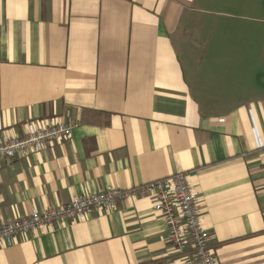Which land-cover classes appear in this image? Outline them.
I'll list each match as a JSON object with an SVG mask.
<instances>
[{
  "label": "crops",
  "instance_id": "1",
  "mask_svg": "<svg viewBox=\"0 0 264 264\" xmlns=\"http://www.w3.org/2000/svg\"><path fill=\"white\" fill-rule=\"evenodd\" d=\"M206 15L264 0H0V132L77 123L0 158V220L184 172L216 264H264V43ZM153 204L17 233L0 264H182Z\"/></svg>",
  "mask_w": 264,
  "mask_h": 264
},
{
  "label": "built area",
  "instance_id": "2",
  "mask_svg": "<svg viewBox=\"0 0 264 264\" xmlns=\"http://www.w3.org/2000/svg\"><path fill=\"white\" fill-rule=\"evenodd\" d=\"M74 121L52 123L35 127L28 124L21 136H8L0 132V158L13 159L24 151L40 153L47 143L66 138ZM152 195L154 208L160 213L166 228L168 242L182 256V264H216L208 246V233L200 224L196 207V192L184 172L152 180L131 189L108 188L86 195H77L69 201L37 211L27 216L0 220V241L12 243L17 233L36 226L51 228L55 222L84 216L92 209H110L128 196Z\"/></svg>",
  "mask_w": 264,
  "mask_h": 264
},
{
  "label": "rangeland",
  "instance_id": "3",
  "mask_svg": "<svg viewBox=\"0 0 264 264\" xmlns=\"http://www.w3.org/2000/svg\"><path fill=\"white\" fill-rule=\"evenodd\" d=\"M203 20L204 22H207V24H212V25L218 24L217 20H219L221 24L228 23L234 26L237 25V27L240 30H242L241 28L254 27L257 31L255 32V38L253 39V43H264V21H252L249 19H239V20L233 21V19H228L224 17H216V16H211V15L203 16ZM241 34L243 35V33Z\"/></svg>",
  "mask_w": 264,
  "mask_h": 264
}]
</instances>
